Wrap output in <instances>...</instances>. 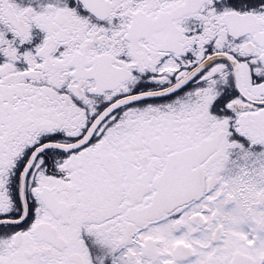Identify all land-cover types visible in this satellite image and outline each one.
I'll return each mask as SVG.
<instances>
[{
    "label": "snow or ice",
    "instance_id": "1",
    "mask_svg": "<svg viewBox=\"0 0 264 264\" xmlns=\"http://www.w3.org/2000/svg\"><path fill=\"white\" fill-rule=\"evenodd\" d=\"M0 264H264V0H0Z\"/></svg>",
    "mask_w": 264,
    "mask_h": 264
}]
</instances>
